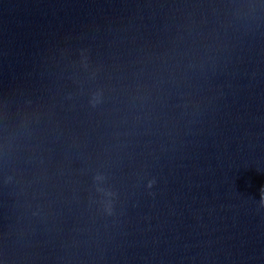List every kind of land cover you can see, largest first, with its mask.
<instances>
[{
	"label": "clouds",
	"instance_id": "9594fccd",
	"mask_svg": "<svg viewBox=\"0 0 264 264\" xmlns=\"http://www.w3.org/2000/svg\"><path fill=\"white\" fill-rule=\"evenodd\" d=\"M149 187H151V182H150V184H149ZM262 203H264V199H262Z\"/></svg>",
	"mask_w": 264,
	"mask_h": 264
}]
</instances>
